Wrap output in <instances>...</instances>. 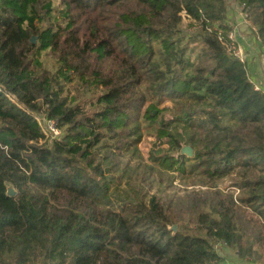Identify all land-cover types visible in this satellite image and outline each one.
Here are the masks:
<instances>
[{
    "label": "trees",
    "instance_id": "16d2710c",
    "mask_svg": "<svg viewBox=\"0 0 264 264\" xmlns=\"http://www.w3.org/2000/svg\"><path fill=\"white\" fill-rule=\"evenodd\" d=\"M235 1L264 48V0ZM227 10L226 0H0V264H223L220 242L264 264V91L227 51ZM183 13L198 26L185 36ZM33 115L60 136L45 138ZM142 130L154 137L150 167H189L209 184L199 205L185 200V220L155 195L121 211L97 203ZM229 175L237 198L217 189Z\"/></svg>",
    "mask_w": 264,
    "mask_h": 264
},
{
    "label": "rangeland",
    "instance_id": "374dc122",
    "mask_svg": "<svg viewBox=\"0 0 264 264\" xmlns=\"http://www.w3.org/2000/svg\"><path fill=\"white\" fill-rule=\"evenodd\" d=\"M227 5V17L237 10L239 11V4L235 0H226ZM52 15L56 16L58 20L64 18L60 16L57 11H52ZM64 20V19H63ZM245 22V19H242ZM185 15L182 16L181 29L182 34L193 32L198 29V26L192 25ZM229 20H227V23ZM36 40V38H35ZM43 49L42 51H44ZM92 95L84 96L81 98L83 106L88 108L90 104L94 102ZM170 102H167L163 106H170ZM37 116V115H36ZM40 117V116H37ZM105 144V142H103ZM136 146L137 152H133V147ZM164 147V146H163ZM154 137H147L145 130H142V137L139 143H134L124 153L120 159V168L116 172L117 177H121L120 184L114 186L106 199L100 198L97 203L100 207L108 206L114 211H121L122 208L129 203H138L155 195L160 198L162 202L167 203L172 200L170 212L177 216L176 212L180 210V219L185 220L186 213L183 209V204L190 201V206H194V201H197V205L200 204V199H203L207 192L211 190L208 187V183L197 172L190 171L189 167H186L185 173H171L166 172L157 167H150L151 164L148 161V155L152 150H155ZM104 148L99 147V152L103 153ZM192 156L188 158H192ZM234 181V175H229L220 180L217 184V189L222 192L231 190V185ZM10 188V187H9ZM233 198H237V191H232ZM194 193H197L194 195ZM182 202V203H181ZM107 204V205H106ZM239 215L246 220H255V215L249 210H239ZM176 226V225H175ZM216 252L222 257L223 264H259L255 263L251 259H239L236 254L231 252L226 245L222 242L218 243L215 247Z\"/></svg>",
    "mask_w": 264,
    "mask_h": 264
},
{
    "label": "crops",
    "instance_id": "0c3cea01",
    "mask_svg": "<svg viewBox=\"0 0 264 264\" xmlns=\"http://www.w3.org/2000/svg\"><path fill=\"white\" fill-rule=\"evenodd\" d=\"M228 25L235 31V41L243 48L246 59V70L250 81L264 91V48L260 46L256 33L248 20H241L239 11H233Z\"/></svg>",
    "mask_w": 264,
    "mask_h": 264
},
{
    "label": "built area",
    "instance_id": "2783aa9c",
    "mask_svg": "<svg viewBox=\"0 0 264 264\" xmlns=\"http://www.w3.org/2000/svg\"><path fill=\"white\" fill-rule=\"evenodd\" d=\"M185 15L184 13L182 16ZM239 15L242 19L248 20V13L244 10L243 5H239ZM189 20H191L192 25H196V22L192 20L189 16L185 15ZM208 32H210V28H206ZM253 30L256 32V30L253 28ZM218 35H221V31H218ZM220 41L221 36L219 37ZM227 39L228 42H226V48L227 51L232 55L233 58H235L239 63L245 65L246 59H245V52L243 48L235 41V31L231 30L227 33ZM256 90H259L256 86H254ZM33 118L37 125L42 130L45 138H51L55 139L60 136V130L57 127V122L55 120L46 119L44 116L37 117L36 115H33Z\"/></svg>",
    "mask_w": 264,
    "mask_h": 264
},
{
    "label": "water",
    "instance_id": "95a60500",
    "mask_svg": "<svg viewBox=\"0 0 264 264\" xmlns=\"http://www.w3.org/2000/svg\"><path fill=\"white\" fill-rule=\"evenodd\" d=\"M30 41H31V43H34L35 42V38L34 37L31 38ZM181 153L186 155V156H188V157H190V156H192L193 151H192V149L190 147L185 146V147H183L181 149ZM6 194H7V196L12 197V196H14L16 194V192L11 186H7V193ZM170 229L173 232H176L177 226L173 225Z\"/></svg>",
    "mask_w": 264,
    "mask_h": 264
}]
</instances>
